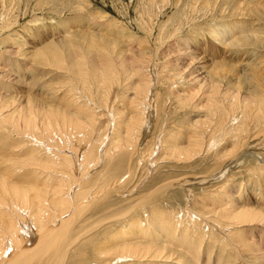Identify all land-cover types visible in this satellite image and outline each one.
Segmentation results:
<instances>
[{"label":"rangeland","instance_id":"374dc122","mask_svg":"<svg viewBox=\"0 0 264 264\" xmlns=\"http://www.w3.org/2000/svg\"><path fill=\"white\" fill-rule=\"evenodd\" d=\"M154 1L156 5H161L165 10L161 15H157L156 18L149 17L151 19L149 22L151 30L146 32L143 29V22H146L148 18L145 17L143 19L142 17L141 20L137 11L142 14L144 8L149 7L148 4L150 0L143 1V4H141L139 0H0V110L5 107V111L10 113L13 112L16 107L21 108L22 106L20 107V105L24 104V101L28 99L26 97L29 96L28 93L30 92V96H37V98H35L37 102L51 104L54 106L53 108L61 111L66 112L69 109L73 111L80 109L82 106L75 101L78 100L79 102L81 101V103H87V100H85L87 98L83 96L87 94L81 92V86L75 83L77 75L74 65L75 63H81L83 65V63L87 61L88 67L84 68L83 66V68L88 72L87 76L89 77V72L92 70V61L100 63V59L102 58L100 47L103 42L101 40H106V42L109 40L117 44L119 47L117 51L123 53L138 51V53H136L137 55L141 53L147 54L149 56L147 64L150 62V65H152L154 62L153 66H155L156 70V72H154V69L148 71V69H150V66H148L147 72L153 76L152 85H155L153 90L155 93H158L159 98L155 102L152 101V105L148 110L147 122L149 125H145L146 129H144V134L141 137L142 140L138 138L136 142V147L139 146L140 150L137 151L135 157H132L131 162L129 160L126 161L123 156H120V161H117L115 159L116 156L114 154L112 155L113 152H108L111 146L109 139L111 137L110 131L113 129V124L111 125L112 128L108 127L105 132L106 137L109 135L106 140L103 139L102 132L99 133V131L96 130L99 134H94L93 143L96 144L95 154H98L97 157H100L101 162L95 156L91 157L90 168H84L82 171L76 169L77 172L73 169L76 174L75 179L79 180L73 183L74 188L76 186L75 189H78L71 190V193L74 192L73 199L76 191L82 193L83 190L82 197L79 196L83 201L81 212L79 216H74L73 224L76 226V233L73 235L77 236V233L82 234L83 231L91 229L100 218L104 219L105 216L111 214V209L118 208L119 211L123 209V211L127 213L126 217L120 218L111 224H100V227L103 226L99 230L97 229L93 232L90 238L86 240L85 249L88 251V257H93L94 255L97 257L100 250L109 247L107 244L105 245V242H107L109 238L118 233L123 234L128 229H135V222L139 221L141 223L140 227L143 229V234L140 233L139 235L137 232V235L135 234V238H133L135 240H141L139 242L146 244V246L149 245L159 247L161 250L163 249L167 256H171V259H168L169 262L165 259H158L161 263H158L157 259L151 258H147L149 261H146L147 259H128L120 260L118 263L115 262L113 264H182V262H184V264H264L263 257L255 260L256 258H251L240 249V246H243L241 245V242L244 241V238H242L243 235L250 238V240L247 241L260 240L264 243V228L251 226L241 227L240 229L234 228L233 231L227 228L226 232H221L214 222L212 223L211 220H205L207 216L206 213L209 211L216 208L219 213L224 210V208H234L237 206L238 201V205L256 207L257 210L260 212L263 210L264 213V165H262L260 159H256L257 161L251 158H247L246 160L242 159L240 163L231 166L226 173V176L228 175L230 179L228 182L229 184L224 183V185H227V190H225L224 193L227 195L230 191H233L230 194L231 196H229L231 198L234 197L237 201L228 203L224 201L222 205V203H220L221 197L217 196L216 193L212 194V192H214L213 190H215L218 185H222V180L221 182L219 180L213 182L212 177H214V175H207V172L210 171L207 166L211 167L213 165V159L215 157L214 150L201 154L195 161L191 162L190 169L184 172L182 171L181 165H172L171 163L163 164L166 160H162V158L159 157V153H157L158 148L161 149L163 145L167 146V144L163 142L170 137L169 134L172 136L176 134L178 137H181V141L188 143L187 137L188 134L194 131V122L196 120H203L207 117L209 118L204 109L201 110L194 106L199 104L198 107H200L205 101V98H202L206 95L208 89V82L206 83L207 65L213 64V62H227L229 59L231 61H228V63L234 67L235 75L238 73L240 63L243 64L245 62L244 60H252L257 64L261 63L262 66L264 65V0H232L231 3H228L230 0H223L224 4H221L219 1L210 2L209 8L211 7L210 9H217L218 11L208 20L204 18L207 17L208 14L206 15L205 10H203L205 5L202 3L195 4V2L191 0H172V4H165L162 0ZM178 1L180 2L178 3ZM194 5L196 9L193 8ZM191 7L194 9L193 11ZM195 10L198 13L195 12L196 15L193 14ZM186 11L188 12L186 13ZM220 11L221 13H219ZM179 26L180 30L178 32L176 29ZM226 28L229 29L230 33L224 34V36L221 37L219 31ZM175 30L178 32L176 35ZM211 31H213V34L217 35L216 37L221 38L220 42L216 43L213 40L210 34ZM93 36L94 40L92 43L91 38ZM223 38L226 40L225 43H223ZM237 41H239L238 45L236 44ZM226 44H230L229 47ZM48 45H54V49L57 48V56L63 59L62 61L65 63L67 70L59 69L56 62L51 61V67H43L41 64L34 61L31 53H33L34 50H43ZM191 53L193 55H191ZM178 56L183 60L179 59L180 61H174V58ZM188 58L195 59L191 61ZM167 61L171 62V64H168ZM182 62L184 65H182ZM187 63L190 66L187 65ZM161 65H163V67ZM101 66L104 67L103 63ZM251 69V66L247 67L244 74H250L259 79L264 77V68L261 69V66L256 67L252 71ZM93 72L92 74H94ZM191 72L193 74H191ZM132 73L133 72L130 74L132 75ZM155 77H161V81L157 84L154 79ZM232 78H234V76H232ZM195 79H198L199 83ZM101 81H103V79H101ZM91 82L93 83V81ZM98 82L99 81H97V83ZM129 82L130 80H127L121 87L115 86L110 96V103L106 108H102L101 103L98 104L97 101H99V98H96V95H98V86L97 83L93 84L90 87V91L91 95L95 97L91 98L95 103L90 104L91 108L96 106L95 112L99 113L100 116L102 115L103 120H107L108 117L113 119V114L115 112L121 113L124 112L125 109L128 110L130 107V98H121V96H124L122 95L123 92L121 89H124L125 85ZM74 83L77 86L74 85ZM131 85L132 84H129V86ZM131 91L132 90H128L126 92H128V95H132L133 93ZM180 91L184 96L191 95L195 100L193 103H186L188 106H185L183 113L177 115L176 108L173 106L170 107L169 103L172 92ZM7 93L14 96V103H8L7 101H9V98H4ZM17 100L20 101L16 102ZM100 100L103 102L104 98H100ZM70 102H72V104H70ZM156 108L161 109L165 115L161 116L160 113L159 116H157L158 113L156 114ZM66 114L70 115V113ZM125 114L127 113H124V115ZM230 115H233V113ZM156 119L158 120L159 127L154 130ZM168 119H170V122ZM120 120H125L126 122L125 118ZM190 121L193 123L191 124L193 127L191 128V125L189 128L185 127L188 134L180 135L177 126H179V124H187ZM125 122H123V124ZM168 122L170 124H168ZM167 124L168 128L170 127L169 130L172 132L165 135L162 132ZM229 125L230 128L233 127L231 124ZM7 128L8 127H6L4 123H0V172L5 174L4 180H8L11 185L22 189H38V191L45 190L52 193L53 190H55L54 188L57 189V187L62 184L60 180H66L64 175L62 176V174H60V176L57 174L56 177L53 174L51 175L50 172V174L48 173L45 177L47 171L31 165L32 162L33 164H42L45 162V165H42L49 168V166H51L48 160L49 154L45 152L48 150L42 151L39 146H36V143L35 145L34 142L29 144L26 137H22L18 133H13L7 130ZM114 128V130L117 129L116 127ZM225 130L227 131L228 127L225 128ZM160 134L161 137L158 136ZM123 136L122 134V137ZM202 136L205 137L204 135ZM97 138L98 141L99 139H103L104 142L101 144L99 142L97 143ZM23 140L26 142H23ZM204 143H207L205 138ZM222 143V148L224 147L225 150H227L234 141L227 139V141ZM156 144H158V146ZM16 151H18V153ZM76 151H78V154L71 152L72 155H70L73 157L76 155L81 156L83 153L82 155L84 157L86 156L85 153H88L86 149L82 147ZM245 151H248L249 154L261 153V155H263L264 150H262L261 146V137L251 139ZM34 153L37 155L33 158ZM28 154L29 156H27ZM151 155L153 156L151 157ZM261 157H263L262 159L264 160V155ZM22 158L33 159L29 166L21 165L20 167L14 164ZM78 158L77 160H73L76 164L75 167L78 162H82V160ZM148 158H151V160ZM73 159H76V157ZM112 159H115V161ZM126 163L133 166L130 172L128 171ZM150 164H152V166ZM12 165H16V167ZM222 170L220 169L219 171ZM228 172L232 175H229ZM150 173L151 175L149 176ZM195 174L199 177L205 174L207 178L201 179H206V181L212 180L210 181L211 184L210 182L199 183L197 182L199 181L198 178H196L197 181H195V178H190L193 180V184L188 178L186 180H190L191 184L186 182L187 184H184L186 187L168 186V190L162 192V187H160L161 183L166 184L169 179L182 175L186 177L185 175ZM110 178L114 180H108ZM69 181L71 182L72 179ZM69 181H67L68 187L70 186ZM158 186L160 188H158ZM66 187L65 185V188ZM98 187H107L98 195H103L105 191L108 190L106 193L112 195L111 197L114 198H103L99 204L95 205V193ZM214 187L215 189H212ZM38 191H30L31 197L38 193ZM149 193L154 194L150 195ZM88 198L92 201H88L87 203L84 202V200ZM144 201H146L147 204L141 206ZM76 203L77 201L75 200L74 204L76 205ZM196 203L198 204L197 208L195 206ZM195 208V211L199 212L198 214H195L193 210ZM71 213L72 211L69 214ZM169 222L174 224L173 231H170L168 229L169 227L167 228ZM131 223L134 226H132ZM121 228L125 230H121ZM216 228L218 231H215ZM239 231L242 232L241 235L237 234ZM168 234L172 235L169 236ZM231 234L236 235L237 238L232 237L233 235ZM167 236L170 237L169 240H172V243L167 244L163 240L167 239ZM143 237L145 238L144 240L140 239ZM181 237L188 239L187 241H181ZM114 247L115 246H113L112 249ZM236 248L239 249L242 254H239ZM198 249L200 252L197 251ZM196 252L199 254H196ZM175 255L178 258L180 256L181 259H178ZM81 262L82 261L78 262V264ZM29 264L35 263H33L32 260ZM87 264L97 263L89 262Z\"/></svg>","mask_w":264,"mask_h":264},{"label":"bare ground","instance_id":"6f19581e","mask_svg":"<svg viewBox=\"0 0 264 264\" xmlns=\"http://www.w3.org/2000/svg\"><path fill=\"white\" fill-rule=\"evenodd\" d=\"M139 1L141 4H143V1H146V0H139ZM191 1H194L195 4L202 3L203 5H205L203 10H205L206 15L208 14L207 17H204L206 20L213 17V15H215L216 12L218 11L217 9L213 10V9H210L211 7L209 8L210 2L219 1L221 4H224L223 0H191ZM162 2L165 4H170V3L172 4V0H162ZM179 2L180 1H178V3ZM231 2L232 0H230L228 3H231ZM148 6L149 7L147 8H144L143 6L144 10L142 14L138 13L137 11V14L141 20H142V17L143 19L145 17L148 18L146 22L142 21L144 24L143 29L146 32H148V30H151V27H149V22L151 19L149 17L156 18L157 15H161L165 10L161 5L160 6L156 5L154 0H150ZM156 6H157V10H156ZM193 8L196 9L195 5L193 6ZM193 8H192V11L194 10ZM188 11H189V8H188ZM188 11H186V13ZM195 12L196 10L193 12V14H195ZM219 13H221V11ZM176 30H178L179 32L180 26ZM176 30H175V35L178 33ZM219 32L221 33L220 34L221 37L224 36V34L230 33L228 28L221 29V31ZM210 34L212 35L213 40L216 43L221 41L220 40L221 38L216 37L217 35L213 34V31H211ZM91 39L93 43L94 36ZM101 41L103 43H102V46L101 47L99 46V47L101 48L100 52H102V58L100 59V63L92 61L91 63L92 70L89 72V77L87 76L88 72L84 70V68L88 67L87 61L83 63V65L81 63L80 64L75 63L74 65L76 69V75H77L75 78V83L78 86L79 85L81 86V92H83L84 94H87V95H83L87 98L85 99L87 100V103L85 102L81 103V101L79 102L78 100L75 101V102H78L80 106H82L80 109H76L74 111L69 109L66 112L61 111L59 109L53 108L54 106H52L51 104H47L45 102H41V103L37 102V100L35 99L37 98V96L36 97L30 96L31 94L30 92L28 93L29 96L26 97L28 99L25 98L26 100L25 99H24L25 101L23 100L24 104L20 105V107L22 106L21 108L16 107L14 111L10 113H7L5 111L6 109L5 107L0 110V123H4L5 126L8 127L7 130L13 133H18L22 137H26L29 144L31 142L32 143L34 142V145L36 143V146H39V148H41L42 151L48 150L45 152L49 154L48 160L51 166H49V168H46L45 166H43L45 165L44 164L45 162L42 163L43 165L41 163H38V164L36 163L37 165L35 163L33 164L31 160L37 155L36 153L33 154V158L24 159L25 158L24 157L22 159H19V161H17L14 164L21 167V165L29 166L30 162H32L31 165L39 169L47 171L45 177L47 176L48 173L50 174L51 172V175L53 174L56 177H57V174L58 175L62 174V176L64 175V178L66 179L62 181L60 180L62 184L60 183L61 185L57 187V189L54 188L55 190H53V192L50 193V191L47 192L45 190L38 191V189L28 190L26 188L22 189L20 187H15L14 185H11L8 180H4L5 174L0 172V264H29L32 260H33V263L35 264H75V263L78 264V262L80 261L82 262L79 264H87L89 262L90 263L93 262L97 264H113L115 262L118 263V261L120 260H128V259L144 260L147 258L149 259L151 258V259H157V261L158 259H165L166 261H168V259H171V256H167L164 253L163 249L161 250V248L159 247H153L149 245L146 246V244H142L139 242L141 240L134 239L135 238L134 236L135 234L137 235V232L139 233V235L140 233L143 234L142 233L143 229H141L140 227L141 223L139 221L135 222L136 223L135 229L133 230L128 229L123 234L118 233V234H115L113 237L109 238L107 242H105V245L107 244V246L109 247H105L104 249L100 250L99 253L97 251L98 253L97 257H95V255L93 257H88V251L85 249L86 240L90 238L93 232H95L97 229L99 230L103 225L111 224L112 222L120 218L126 217L127 213H125L123 209L120 211L118 210V208L111 209L110 211L112 213L105 216L104 219L100 218L95 223V225L91 227V229L83 231L82 234L77 233V236L73 235L74 233H76L75 231L76 226L73 224L74 216L75 215L79 216L81 212V205L83 201L81 200L79 196L82 197L83 190H82V193L76 191V194L74 195L75 196L74 199H73L74 192L71 193V190L72 189L78 190V189H75L76 186L75 188L73 186L74 185L73 183L79 181L78 179H77L78 181L75 179V176H76L75 172H77L76 169H79L82 171L84 168H87V167L90 168L91 157H95V156L97 157L98 155V154L97 155L95 154L96 144L93 143L94 134L97 133V131H99V133L102 132L103 139L106 140V138L109 137V135L106 137L105 132L108 127L112 128L111 125L113 124V129L110 131L111 137L109 139L111 146L109 147L108 152L110 153L113 152L112 155L114 154L116 156L115 159L117 161H120V156L121 157L123 156L126 159V161L129 160L131 162L132 157H135L137 151L140 150L139 146L136 147V142L138 141V138L140 140V138L144 134V129H146L145 125L147 126L149 125V123L147 122L148 121V110L150 106L152 105V101L155 102L159 98L158 93H155L153 90L155 88V85H152L153 76H151L147 72L148 66H150L149 67L150 69H148V71H151L154 69V72H156L155 66H153L154 62L152 63V65H150V62L147 64L149 60V56L147 54L141 53L137 55L136 53H138V51L133 52V53L131 52L123 53V52L117 51V48H119L117 44L110 42L109 40L108 42H106V40L105 41L101 40ZM225 42L226 40L224 39L223 43ZM236 44L238 45L239 41H237ZM229 45L227 46L229 47ZM53 46L54 45H48L43 50H40V49L34 50L33 53H31V56H33L35 62L41 64L43 67H47V66L51 67L52 62H56L58 64L57 67H59V69L67 70L65 63H63L62 61L63 59L58 58L57 56V53H58L57 48L54 49ZM191 55L193 54L191 53ZM179 59L181 60L182 58L178 56L174 58V61H177V60L180 61ZM188 59L191 61H194L195 58H188ZM228 61H231V60L228 59ZM228 61L227 62H224V61L223 62H213V64L207 65L206 67L208 71L206 72L207 81L206 80L205 81L206 83L208 82V89H207L206 95H204V97L202 98V99L205 98V101L203 102L204 104L202 103L203 104L202 106L204 105L205 106L198 107L199 104H196L194 106L195 108H198L201 110L204 109L206 111L205 113H207L206 115H208L209 118L207 117L208 119L204 118L203 120H196L194 122V127L193 125H191L193 124L191 121L187 124H182V125L179 124V126H177V130L180 131V135L188 134L186 132L185 127L189 128L190 125H191V128L193 127L194 131L191 134H188V137L186 136L188 139L187 141L188 143L181 141L180 139L181 137H178L176 134L174 136L169 134L170 137L168 139H165V141L163 142L164 144H167V146H164V145L163 147L161 146V149L158 148V152H157L159 153V157H161L162 160H166L165 162H163V164L171 163L172 165H176V164L181 165L182 171L184 172L185 170L190 169L189 167H191V162L195 161L196 158L199 157L201 154L208 152L210 150H214L213 152H214L215 157L213 159V165L211 167L207 166L210 170L209 172H207V175H210V174L214 175V177H212L213 182L218 181V180L221 182L222 180V185H218L216 189L215 187L212 188V189H215L213 190L214 192L211 191L212 194L216 193L217 196L221 197L220 203L224 201H227V203L237 201L234 199V197L233 198L230 197L231 196L230 194L233 191H230L227 195H225L224 193L225 190H227V185H224V183H228L230 179L228 175L226 176V173L231 168V166L233 165L235 166V164L240 163V160L242 159L246 160L247 158H251L253 160L260 159L262 165H264V160L262 159L263 157H261L264 154L263 155H261V153L249 154L248 151H245V149L249 146L251 139L256 138V137H261V146H262V150H264V77L259 79L258 77H255L253 75L244 74V72H246L247 67L251 66L252 68L251 71H252L256 67H260V66H261V69H263L264 65L262 66L261 63L257 64L252 60H244L245 62L243 64L240 63L238 73L235 75L234 67L229 65ZM102 63L104 67L101 66ZM167 63L171 64V62H168V61ZM182 65H184L183 62H182ZM187 65L189 64L187 63ZM161 66L163 67V65ZM185 67H186V64H185ZM92 72L94 74H92ZM131 72H133L132 75L130 74ZM191 74L193 73L191 72ZM232 76H234V78H232ZM101 79H103V81H101ZM154 79H155L156 84L161 81V77H155ZM127 80H130V82L125 85L124 89H121V91L123 92L122 95H124L123 97L121 96V98H130L129 99V102H130L129 109L128 110L125 109V111L123 110L124 112H121V113L115 112L113 114V119L109 117L107 118V120L109 121L103 120L102 115L100 116L99 113L95 112L96 106L94 108H91L90 106V104L95 103L91 99L95 97L91 95L90 87L93 84H96L97 81H99L97 83L98 95L99 94L101 95H99V97L98 95H96V98H99V101L97 102L98 104L101 103L102 108H106L108 104L110 103V98H111L110 96H111L112 90L115 88V86L121 87V85L124 84V82H126ZM195 80H197L199 83L198 79H195ZM91 81H93V83ZM193 82H194V78H193ZM75 83L74 85H76ZM129 84H132V85L129 86ZM201 85L204 86L203 84ZM128 90H132L131 92L133 94L128 95V92H126ZM170 97L171 99H170L169 105L170 107L173 106L176 108L177 115L180 113H183V110H185V106H188L187 105L188 102L193 103L195 100V98L192 97L191 95L184 96L181 91L172 92ZM4 98H9V101H7L8 103L9 102L14 103V100H13L14 96L12 94L7 93V95ZM100 98H104L103 102L100 100ZM18 101L20 100H17L16 102ZM72 102H70V104H72ZM158 108H156V114L158 113L157 116H159L160 113H161V116H164L165 113L161 111V109H158ZM66 113H70V115H67ZM124 113H127V114L124 115ZM231 113H233V115H230ZM123 118L126 119V122L125 120H122V121L120 120ZM168 120L170 122V119ZM157 121L158 120L156 119L154 130H156L159 127ZM123 122L125 123L123 124ZM169 122L168 124H170ZM168 124L166 128L164 129V131L162 132L165 135L168 134L169 132H172L171 130H169L170 127L168 128ZM229 124H231V126L233 127L230 128ZM107 125H110L111 127ZM114 127H116L117 129L114 130L115 129ZM227 127H228V130L226 131L225 128ZM122 134L124 135L123 137H122ZM202 135H204L205 137H203ZM158 136L161 137V134ZM204 138L207 140V143H204ZM103 139L102 140L99 139L98 141V138H97L96 142L97 143L99 142L101 144L104 142ZM227 139H230V141H234V143L230 144L231 146L228 147L227 150H225L224 147L222 148L223 146L222 142L227 141ZM23 142H26V141L23 140ZM156 145L158 146V144ZM80 147L86 149L88 153H85L86 156L84 157L82 155L83 153L81 154V156L76 155L74 156L76 157V159H73L74 157L71 156L72 155L71 152L77 153L78 151L76 150L79 149ZM16 152L18 153V151ZM27 156H29V154ZM152 156L153 155H151V157ZM78 157L82 160V162L81 163L78 162L77 166L75 167L76 164H75V161L73 160H77ZM97 159L101 162L100 157L99 158L97 157ZM115 159H112V160L115 161ZM148 159L151 160V158H148ZM94 164H95V161H94ZM16 165H12V166L16 167ZM126 165L128 167V171L130 172V169L133 166H131V164L128 165V163H126ZM150 165L152 166V164ZM73 169L75 170V172ZM220 169L221 170L223 169V170L219 171ZM230 174L231 173H229V175ZM150 175L151 173L149 174V176ZM185 176L186 177L182 175L180 177L171 178L167 181L166 184L161 183L160 187H162V190H163L162 192L167 191L168 186L170 187L185 186L186 187V185L184 184H187V183L191 184L190 178H193V179L195 178V181H197L196 178H198L199 181L197 182L199 183H207V182L212 181L209 179H208L209 181H206V179L202 180L201 178H207L205 174L201 177L196 176V174L188 175V176L185 175ZM188 178L190 180H186ZM70 179H72L71 182L69 181ZM108 180L111 181L114 179L110 178ZM67 181H69V184H70L69 187H68ZM191 182L193 183V180H191ZM213 182H212V186H213ZM65 185L67 186L66 188H65ZM44 187H45V184H44ZM160 187L158 186V188ZM106 188L107 187H104V188L98 187V190L95 193V197H96V200L94 202L95 205L99 204L103 198H110V199L114 198V197H111L112 195H108V193H106L108 190L105 191L103 195H98L100 192H102ZM30 191H38V193H36L33 197H31ZM153 192H154V189H153ZM153 194H150V195H153ZM75 200L77 201L76 205L74 204ZM88 201L91 202L92 200H90L89 198L84 200V202L86 203ZM238 202H237L236 207L229 208V209L224 208V210H222L219 213H218V210H216V208L209 211L208 213H206L207 216L205 220L206 221L211 220L212 223L214 222V224H216L219 227V230H221V232H226L227 228L232 229V231L234 230V228L240 229L241 227L243 228V227H251V226H258V227L264 228L263 210L262 212H260L259 210H257L256 207L238 205ZM142 203L143 204L141 206H145L147 204L146 201ZM197 205L198 204L196 203L195 205L196 208H197ZM196 208L193 210L195 211ZM71 211L72 213L69 214ZM198 213L199 212L195 211V214H198ZM199 216L198 218L200 219ZM100 224H103V225L100 227ZM132 226L134 225L132 224ZM167 228L170 231H173L174 224H171L169 222V225L167 226ZM121 230H125V229L121 228ZM216 230L217 228L215 229V231ZM237 234L241 235L242 232L239 231ZM168 235L171 236L172 234H168ZM231 235H233L232 237L237 238L236 235L234 234H231ZM242 238H244V241L241 242V245H243V246H240L241 251L244 254H248L251 258H256L255 260L261 259L262 257L264 260V243L260 240L247 241V240H250V238H247L246 235L245 236L243 235ZM242 238H239V239H242ZM140 239L144 240L145 238L143 237ZM169 239L170 237L167 236V239H163V240L167 244L172 243V240H169ZM181 239H182L181 241L183 240L187 241L188 238L186 239V238L181 237ZM113 246L115 247L112 249ZM197 251H199V249ZM236 251L239 254H242L240 250L237 248H236ZM197 253L198 252H196V254ZM29 258L31 261L29 260ZM146 261H149V260L147 259ZM158 263H161V262L158 261ZM182 264H184V262H182Z\"/></svg>","mask_w":264,"mask_h":264}]
</instances>
